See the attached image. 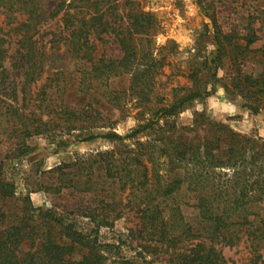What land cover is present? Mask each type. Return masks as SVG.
<instances>
[{
  "label": "trees",
  "instance_id": "1",
  "mask_svg": "<svg viewBox=\"0 0 264 264\" xmlns=\"http://www.w3.org/2000/svg\"><path fill=\"white\" fill-rule=\"evenodd\" d=\"M241 2L240 17L229 31L213 20L216 53L212 62L224 71L221 81L227 96L238 98L242 107L256 114L264 109V0ZM41 3L0 0L4 24L15 23L6 32L0 27V81L8 73L1 63L9 57L6 36L10 33L20 56L24 86L39 79L44 57L36 35L53 17L43 11ZM59 21L58 38L70 58L78 61L74 76L78 93L87 100L102 97L119 109L129 105L140 117L148 115L124 136L113 131L94 135L90 129L109 127L108 118L90 103L88 107L64 105L65 79L60 78L62 73L55 74L62 102L49 112L53 124L62 133L84 131L81 141L100 138L111 144L85 157L82 168L88 185L82 190L99 199L96 206L87 207V213L78 211L93 221H114L122 217L118 208L124 197L137 220L128 229L130 236L143 250L166 253L167 264H225L222 249L242 242L253 257L251 264H258L264 247V140L237 133L204 111L193 113L191 126L176 124V116L203 95L202 82L198 71H193L191 86L173 89L168 105L154 94L155 76L164 57L159 59L150 48L156 31L151 14L127 11L121 18L114 14L78 18L64 12ZM102 33L113 35L121 58L93 56ZM167 44L173 52L175 44L162 47ZM123 76L128 78L127 87L111 90V81ZM49 89L43 88L34 98L47 97ZM20 108L8 105L5 109L17 140L48 130L41 118L25 116ZM32 121L38 124H29ZM97 172L102 175L100 183L91 179ZM0 194L6 203H21L22 211L19 215L3 209L0 215V264H107L104 253L87 235L71 227L57 230L60 220L52 210H34L27 197L13 198L11 184L0 183ZM183 207L196 212L195 222L186 221Z\"/></svg>",
  "mask_w": 264,
  "mask_h": 264
},
{
  "label": "rangeland",
  "instance_id": "2",
  "mask_svg": "<svg viewBox=\"0 0 264 264\" xmlns=\"http://www.w3.org/2000/svg\"><path fill=\"white\" fill-rule=\"evenodd\" d=\"M241 3V0H42L43 11L53 17L36 35L43 48L44 66L34 84L24 86L14 35L10 33L6 36L9 57L1 65L8 73L0 81V183L11 184L13 198L27 197L34 210H52L60 220L57 230L71 227L94 240L104 253L107 264H167L166 253L160 250H143L139 247V242L130 236L128 229L137 220L126 206L124 197L118 208L122 217L114 221L97 218L93 221L79 212L87 213V207L96 206L99 199L97 195L82 190V187L88 185L84 184L86 171L82 168L86 165L85 157L107 149L111 144L100 138L81 141L84 131L62 133L56 126L58 124H53L49 112L62 102L58 97L62 92H57L55 86V74L62 73L60 78L65 79L62 97L64 105L88 107L90 103L92 109L108 118L109 127L90 129V133L94 135L113 131L124 136L140 121H145L148 115L140 117L138 110L129 105L119 109L106 103L102 97L87 100L78 93L74 78L78 61L70 58L67 47L58 38L57 33L62 29L59 19L64 12L75 13L78 18H88L95 14H114L121 18L127 11L151 14L156 22V31L150 48L159 59L164 57L155 76L154 94L161 95L165 100L164 105H168L173 100V89L191 86L189 75L193 71H198L197 76L202 82L203 95L176 116V124L191 126L193 113L204 111L211 120L224 121L237 133L258 136L264 140V109L253 114L242 107L238 98L227 96L221 81L224 71L215 67L212 62L216 53L213 20L224 31H229L240 17ZM124 23L123 20L122 24ZM13 25L15 23L6 26L0 15V27L5 32ZM168 42L175 44L173 52L168 44L165 48L162 47ZM262 42H257L254 46L258 47ZM95 43V58H121V50L113 35L102 33ZM204 62L205 65L202 66ZM127 84L128 78L123 76L112 80L109 88L124 90ZM43 88L45 91L49 89V95L35 99V93ZM8 105L20 106L19 113L25 116L32 114V117L41 118L46 122L48 130L17 140L10 131L11 125H8L10 113L5 112ZM29 124L36 126L38 123L32 121ZM14 125L19 127L16 122ZM133 144L131 142L130 145ZM91 179L100 183L102 175L97 172L91 175ZM104 190L105 195H108L106 186ZM108 200L109 198H105V201ZM3 209L17 211L19 215L22 213L21 203H6L0 194V215ZM182 212L186 221L195 222L196 212L193 209L183 207ZM222 254L225 264H251L253 258L243 242L233 248H223ZM259 255L258 264H264V247Z\"/></svg>",
  "mask_w": 264,
  "mask_h": 264
},
{
  "label": "crops",
  "instance_id": "3",
  "mask_svg": "<svg viewBox=\"0 0 264 264\" xmlns=\"http://www.w3.org/2000/svg\"><path fill=\"white\" fill-rule=\"evenodd\" d=\"M263 137H264V135H263Z\"/></svg>",
  "mask_w": 264,
  "mask_h": 264
}]
</instances>
